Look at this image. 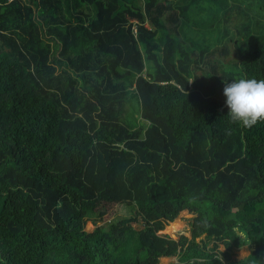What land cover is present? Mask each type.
<instances>
[{
	"label": "trees",
	"instance_id": "trees-1",
	"mask_svg": "<svg viewBox=\"0 0 264 264\" xmlns=\"http://www.w3.org/2000/svg\"><path fill=\"white\" fill-rule=\"evenodd\" d=\"M240 78L264 79V0H0V264H264Z\"/></svg>",
	"mask_w": 264,
	"mask_h": 264
},
{
	"label": "clouds",
	"instance_id": "clouds-1",
	"mask_svg": "<svg viewBox=\"0 0 264 264\" xmlns=\"http://www.w3.org/2000/svg\"><path fill=\"white\" fill-rule=\"evenodd\" d=\"M224 106L233 123L251 128L264 121V79L223 80Z\"/></svg>",
	"mask_w": 264,
	"mask_h": 264
},
{
	"label": "rangeland",
	"instance_id": "rangeland-1",
	"mask_svg": "<svg viewBox=\"0 0 264 264\" xmlns=\"http://www.w3.org/2000/svg\"><path fill=\"white\" fill-rule=\"evenodd\" d=\"M103 209L105 211L104 216L102 217V221L98 222V225H102L105 223H108L109 221H114L120 218H127L132 216L134 212V208L132 206H128L125 204H105L103 205ZM95 215H91V217H94ZM190 218V215L186 212H182L178 215V217L175 220H178L179 225L175 231H170L168 229L169 224L174 222L168 223L164 229L160 232L164 235L169 236L171 239H176L178 235L183 234L185 236H188L187 231V220ZM84 229L86 231H91L93 229V225L90 223V221L86 222ZM165 230V231H164ZM220 250H222L221 247H219ZM247 250L243 247L241 249H238L234 251L233 253V259H241L247 255ZM176 262L175 258H160L158 260V264H174Z\"/></svg>",
	"mask_w": 264,
	"mask_h": 264
}]
</instances>
